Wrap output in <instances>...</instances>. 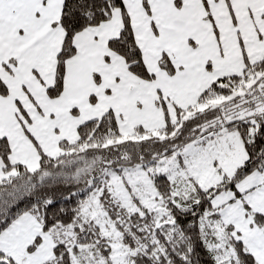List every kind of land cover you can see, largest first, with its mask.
<instances>
[{
  "label": "snow or ice",
  "instance_id": "obj_1",
  "mask_svg": "<svg viewBox=\"0 0 264 264\" xmlns=\"http://www.w3.org/2000/svg\"><path fill=\"white\" fill-rule=\"evenodd\" d=\"M0 264H264V0H0Z\"/></svg>",
  "mask_w": 264,
  "mask_h": 264
}]
</instances>
